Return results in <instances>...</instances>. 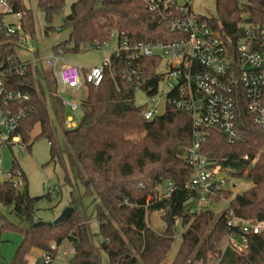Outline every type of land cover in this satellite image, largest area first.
I'll return each mask as SVG.
<instances>
[{
	"label": "trees",
	"instance_id": "obj_1",
	"mask_svg": "<svg viewBox=\"0 0 264 264\" xmlns=\"http://www.w3.org/2000/svg\"><path fill=\"white\" fill-rule=\"evenodd\" d=\"M9 2L13 13H24L22 0ZM64 3L38 0L50 26L46 35L55 30L51 23ZM216 11L212 24L232 48L244 35L239 25L264 27V0H216ZM62 29H69L70 36L53 52L65 56L92 48L96 42H109L111 31L135 42L168 40L162 28L149 24V13L141 0H78ZM17 48L18 36L0 31V64H7L9 58L18 63ZM159 65L156 58L141 60L144 81L136 87L122 79L114 63V69L106 71L99 86L87 87V97L81 105L83 116L74 129L65 127L66 108L51 87L55 83L51 70L29 65L23 76L13 75L8 80L10 90L31 95V100L21 106L26 115L17 132L20 144L31 151L35 141L48 140L50 163L61 164L67 174L70 169L66 185L71 189L69 207L74 210L62 225L34 227L37 220L42 221L36 215L41 198L30 196L26 175L14 162L11 172L21 175L22 188L0 183V205L11 209L9 215L20 222V226L15 225L0 210V243L5 231H16L23 238L11 264H29L33 250L50 252L53 243H69L74 249V257L67 264H102L103 254L109 264H164L175 241L176 219L188 229L181 236L179 251L171 264H264V230L250 236L244 255L224 251L230 235L229 213L245 222H264V129L254 123L242 95L236 107L239 140L235 144H229L220 131L207 129L203 155L233 178L252 183L251 189L232 198L229 190L214 197L212 203L230 200L228 209L216 219L210 209L199 207V195L186 188L192 175L185 159L193 139L191 117L168 106L163 115L145 121L146 106L135 104L137 89L149 97L158 93L162 77L157 73ZM47 97L63 130V148L49 118ZM37 125L41 132L33 138ZM245 156L248 160H244ZM168 184L174 191L169 198L158 200L161 189L163 192ZM86 199L90 200L91 215L84 207ZM157 212L163 214L165 223L160 232L148 224L149 216ZM93 220L98 223V234L91 232Z\"/></svg>",
	"mask_w": 264,
	"mask_h": 264
},
{
	"label": "built area",
	"instance_id": "obj_2",
	"mask_svg": "<svg viewBox=\"0 0 264 264\" xmlns=\"http://www.w3.org/2000/svg\"><path fill=\"white\" fill-rule=\"evenodd\" d=\"M141 1L149 13V24L162 28L168 40L135 42L111 31V39L117 40L116 51L101 66L90 69L68 62L62 53H53L34 62L19 57L17 63L9 58L7 64H0V183L8 182L15 189L23 186L20 174L3 173L1 161L5 147L21 145L17 132L26 115L21 106L31 100L28 92L9 89L8 80L13 75L23 76L29 65H42L52 71L58 86L78 92L89 85L99 86L106 71L114 69L115 63L122 79L138 87L144 81L140 61L156 58L160 60L157 73L162 76L159 85L166 81L169 88L164 96L165 107L171 106L192 119L193 139L185 153L192 175L186 188L199 195L200 208L208 206L214 197L227 190V177H221L227 171L220 165L214 166L203 155L202 146L207 129L220 131L229 144L239 140L236 125L239 95L243 96L254 123L264 129V27L239 25L238 29H244V35L232 48L220 30L213 26V18L197 16L193 12L194 0H185L183 5L177 0ZM9 15H14L17 22H6ZM23 21V14L13 13L9 0H0V31L7 36H18L19 48L27 46L29 39ZM92 48L103 50L108 48V42H96ZM162 66L166 67V73L162 74ZM155 96L150 97L152 108L146 106L143 112L145 121L161 116L157 112L159 101L154 99ZM62 103L72 115H76L82 105L80 101L62 100ZM78 124L73 117L67 116V129H74ZM244 160L248 157L245 156ZM173 191V186L168 184L158 194V200L169 198ZM175 222L177 227L181 220ZM227 226L230 235L224 251L229 250L238 256L248 250L250 236L264 230V222H245L232 212L227 215ZM60 247L53 243L50 252L41 251L39 257L29 264H55ZM53 252L57 255L54 256Z\"/></svg>",
	"mask_w": 264,
	"mask_h": 264
},
{
	"label": "rangeland",
	"instance_id": "obj_3",
	"mask_svg": "<svg viewBox=\"0 0 264 264\" xmlns=\"http://www.w3.org/2000/svg\"><path fill=\"white\" fill-rule=\"evenodd\" d=\"M64 6L60 13L54 15L51 26L55 29L46 35L47 27H50L45 20V15L41 11L38 5V0H22L24 7V21L23 26L26 34L28 35V45H24L21 48H17V54L22 60L35 61L38 58H45L52 55L53 48L64 43L70 36L69 29H62L66 17L71 14L72 5L78 0H64ZM244 2V0H238ZM180 5H183L185 0H177ZM193 12L197 16L205 18H217L216 0H194L192 3ZM8 23H16V17L9 15L6 18ZM117 40L112 38L108 42V48L103 50L95 48H87L80 53H72L66 56V60L84 69H90L93 67L101 66L104 61L116 51ZM165 62L167 59L165 58ZM37 66V65H35ZM161 72L166 73V67H161ZM48 76H52L48 73ZM54 81V76L51 77ZM53 90L63 101H69L77 103L83 102L88 93L87 88H83L80 91L69 89L64 86H58L56 81L51 85ZM169 92V88L166 81L161 82L159 85L158 93L155 96V100L159 101L157 106V112L159 115H163L166 111L164 96ZM135 104L138 107L148 106L152 108L151 98L141 89H137L135 93ZM46 106L49 113L51 122L57 129L56 138L61 148L64 147L63 130L59 126L55 116L54 108L51 104L49 97H47ZM67 116L73 117L76 121L80 122L82 118V111H78L76 115H72L66 108ZM41 132L40 126L37 125L32 132V137L35 138ZM66 160V156L64 155ZM51 160V147L46 138L35 141L31 151H28L25 146L13 145L11 147H5L2 150L1 161L2 171L7 174L12 171L14 162L19 165L24 174L26 175L29 194L31 197L41 200L37 203V217L43 222H54L65 209L69 208L71 201V189L66 185L67 175L64 167L59 163H50ZM227 177V183L225 189L231 191L232 197L240 195L245 191L252 188V183L245 178L236 179L231 176L230 172H226L221 177ZM162 193V189L160 191ZM230 200H222L219 203H212L201 209H210L215 215L216 219L228 209ZM84 207L88 214L91 215L92 208L90 207V200H84ZM0 210L9 217V219L17 226H20V222L9 215L11 209L4 208L0 205ZM199 210V209H198ZM197 210V211H198ZM162 213L157 212L151 214L148 218L149 226L155 231L160 232L165 223L162 220ZM90 229L93 234H98L99 226L96 221H91ZM188 229L180 224L177 225L174 234L175 241L172 245L170 252L167 255L164 264H171L176 254L179 251L181 245V236ZM22 236L16 231H5L2 235V241L0 243V264H11L19 245L22 242ZM75 254L74 249L69 243H64L59 249L57 260L55 264H67L68 261L73 259ZM40 255L39 250H33L29 257V263H33ZM102 264H109V259L106 254L102 255Z\"/></svg>",
	"mask_w": 264,
	"mask_h": 264
},
{
	"label": "water",
	"instance_id": "obj_4",
	"mask_svg": "<svg viewBox=\"0 0 264 264\" xmlns=\"http://www.w3.org/2000/svg\"><path fill=\"white\" fill-rule=\"evenodd\" d=\"M73 208L69 207L63 211V213L54 221V222H43L38 221L35 223L34 227H43V226H59L66 223L73 215Z\"/></svg>",
	"mask_w": 264,
	"mask_h": 264
},
{
	"label": "crops",
	"instance_id": "obj_5",
	"mask_svg": "<svg viewBox=\"0 0 264 264\" xmlns=\"http://www.w3.org/2000/svg\"><path fill=\"white\" fill-rule=\"evenodd\" d=\"M38 218V217H37ZM39 219V218H38ZM41 252V251H40Z\"/></svg>",
	"mask_w": 264,
	"mask_h": 264
}]
</instances>
